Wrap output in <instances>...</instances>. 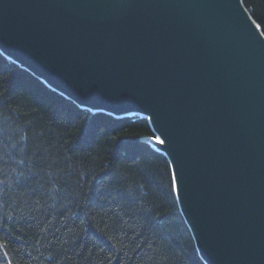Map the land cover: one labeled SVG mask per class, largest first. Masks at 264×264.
<instances>
[{
	"label": "water",
	"instance_id": "95a60500",
	"mask_svg": "<svg viewBox=\"0 0 264 264\" xmlns=\"http://www.w3.org/2000/svg\"><path fill=\"white\" fill-rule=\"evenodd\" d=\"M247 10L0 0L4 56L82 108L144 116L171 139L173 156L154 147L206 264H264V33Z\"/></svg>",
	"mask_w": 264,
	"mask_h": 264
},
{
	"label": "trees",
	"instance_id": "16d2710c",
	"mask_svg": "<svg viewBox=\"0 0 264 264\" xmlns=\"http://www.w3.org/2000/svg\"><path fill=\"white\" fill-rule=\"evenodd\" d=\"M243 2L264 33V0ZM151 137L0 52V264H206Z\"/></svg>",
	"mask_w": 264,
	"mask_h": 264
},
{
	"label": "bare ground",
	"instance_id": "6f19581e",
	"mask_svg": "<svg viewBox=\"0 0 264 264\" xmlns=\"http://www.w3.org/2000/svg\"><path fill=\"white\" fill-rule=\"evenodd\" d=\"M248 11V10H247ZM250 15V13H248ZM251 17V15H250ZM256 28L259 30L258 25L255 24ZM94 112V111H93ZM158 136L153 138V144L161 149H164L170 156H173V149H171V144H170V138H168L166 135L161 134L158 131Z\"/></svg>",
	"mask_w": 264,
	"mask_h": 264
},
{
	"label": "rangeland",
	"instance_id": "374dc122",
	"mask_svg": "<svg viewBox=\"0 0 264 264\" xmlns=\"http://www.w3.org/2000/svg\"><path fill=\"white\" fill-rule=\"evenodd\" d=\"M155 137H157V135H155ZM155 137H153V138H155ZM152 145H154L153 143H152ZM155 146V145H154Z\"/></svg>",
	"mask_w": 264,
	"mask_h": 264
}]
</instances>
